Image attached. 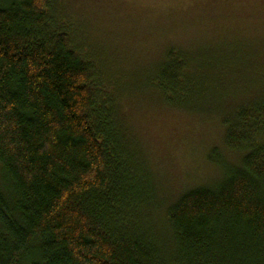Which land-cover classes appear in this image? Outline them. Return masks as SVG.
<instances>
[{
    "label": "trees",
    "instance_id": "trees-1",
    "mask_svg": "<svg viewBox=\"0 0 264 264\" xmlns=\"http://www.w3.org/2000/svg\"><path fill=\"white\" fill-rule=\"evenodd\" d=\"M55 12L53 0H0V264H264V86L223 121L242 154L224 159L223 182L164 204L121 129L122 89ZM168 57L150 83L193 109L188 59Z\"/></svg>",
    "mask_w": 264,
    "mask_h": 264
},
{
    "label": "rangeland",
    "instance_id": "rangeland-1",
    "mask_svg": "<svg viewBox=\"0 0 264 264\" xmlns=\"http://www.w3.org/2000/svg\"><path fill=\"white\" fill-rule=\"evenodd\" d=\"M53 5L123 90L117 93L120 126L139 164L145 172L149 168L156 198L171 204L193 187L220 185L224 162L237 164L242 156L226 147L223 121L233 118V102L258 101L264 86V0H53ZM173 51L188 59L190 95L198 103L193 109L176 106L171 91L150 83L159 82ZM199 69L208 72L207 89L198 86ZM141 181L146 204L139 214L147 227V221L156 223L154 203H147V177ZM0 188L5 190L1 165Z\"/></svg>",
    "mask_w": 264,
    "mask_h": 264
}]
</instances>
